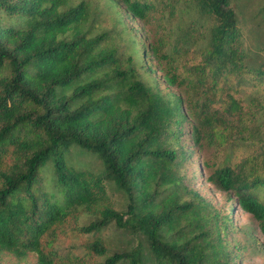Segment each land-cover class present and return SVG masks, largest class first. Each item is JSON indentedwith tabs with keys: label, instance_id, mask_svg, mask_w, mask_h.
I'll list each match as a JSON object with an SVG mask.
<instances>
[{
	"label": "trees",
	"instance_id": "trees-1",
	"mask_svg": "<svg viewBox=\"0 0 264 264\" xmlns=\"http://www.w3.org/2000/svg\"><path fill=\"white\" fill-rule=\"evenodd\" d=\"M244 10L245 0H0V255L82 264L50 246L78 214L95 264H237L230 214L192 186L193 154L264 244V46L250 42ZM256 15L264 32V0ZM73 144L97 153L103 173L69 166ZM51 159L48 191L40 169ZM110 226L122 249L105 244Z\"/></svg>",
	"mask_w": 264,
	"mask_h": 264
},
{
	"label": "rangeland",
	"instance_id": "rangeland-1",
	"mask_svg": "<svg viewBox=\"0 0 264 264\" xmlns=\"http://www.w3.org/2000/svg\"><path fill=\"white\" fill-rule=\"evenodd\" d=\"M258 6L259 0H245L244 12L248 31L250 33V42L253 45L259 44L264 46L263 24L261 18L256 15ZM127 20L136 30L140 28V25L133 19L128 18ZM148 28L152 27L148 26ZM152 38L153 35H150V39ZM141 40H144V38L141 37ZM213 155L214 153L210 157H213ZM197 159H199L197 154H193L192 163L189 166L187 173L192 174L193 171L197 176L192 182L194 189L198 190L201 195L205 196L217 209H222L230 214L232 227L228 237L232 244L231 247L233 252L237 256V264H264V244L262 242V236L259 232L257 222L249 213L238 208L236 203H234V198L230 192L217 190L213 185L202 179L199 173L195 171ZM64 160L69 166L76 170L88 169L98 174H101L104 171V163L97 153L92 150L84 149L76 144H73L64 150ZM54 176V164L51 159L40 169L41 182L48 191H52L54 188L52 183ZM107 189L110 201L115 209H123L125 202L127 201L126 194L118 190L111 182L107 183ZM77 215L69 217L61 227L56 228L54 236L50 239V246L52 248L58 246V248L54 249L59 252L58 254H63L66 250H71L73 254L79 255V263L95 264L99 261V257L94 254L87 255L83 248V245H85L89 237L75 232L78 225L83 221V219ZM102 236L106 239L105 244L110 249L123 248L122 243L120 242L121 236L118 237L113 226L104 230ZM45 240L46 236L43 237V241ZM81 259L82 261L80 262ZM36 260V253L34 252L28 253L24 259H18L6 252L0 255V264H35Z\"/></svg>",
	"mask_w": 264,
	"mask_h": 264
}]
</instances>
